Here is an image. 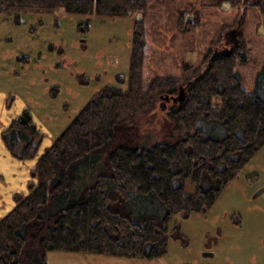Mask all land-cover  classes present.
Wrapping results in <instances>:
<instances>
[{
  "label": "trees",
  "instance_id": "1",
  "mask_svg": "<svg viewBox=\"0 0 264 264\" xmlns=\"http://www.w3.org/2000/svg\"><path fill=\"white\" fill-rule=\"evenodd\" d=\"M148 4L0 0V7H60L121 17ZM184 13L180 26L192 31L197 23L185 20ZM133 32L129 72L117 75L126 87L101 88L48 145L28 108L2 131L12 157L37 161L26 192H15L12 208L0 216V264H48L47 254L54 250L147 260L164 256L169 236L180 235L179 225L171 228L173 218L207 212L264 145V66L248 90L236 68L245 54L212 53L204 72L185 78V99L175 101L176 79L145 83V22L137 21ZM162 95L172 101L164 121L167 135L148 143L139 119L155 116ZM14 100L8 98L5 107L11 109ZM186 184L193 185V193Z\"/></svg>",
  "mask_w": 264,
  "mask_h": 264
},
{
  "label": "rangeland",
  "instance_id": "2",
  "mask_svg": "<svg viewBox=\"0 0 264 264\" xmlns=\"http://www.w3.org/2000/svg\"><path fill=\"white\" fill-rule=\"evenodd\" d=\"M5 6L0 7V125L11 116L7 99L14 98L17 108L32 112L47 145L96 92L108 84L120 85L117 75L128 74L137 21H144L147 31L145 83L155 77L176 79L175 97L186 88L185 78L204 72L217 49L245 54L236 68L248 90L264 66L260 0H149L145 10L128 17ZM182 12L187 13L185 20L194 16L197 27L192 31L180 26ZM231 29L238 30V46L226 39ZM171 103L162 95L155 116L139 119L146 142L166 138L164 121ZM36 161L19 160L27 169ZM187 184L193 193V185ZM176 224L180 235L169 236L167 253L155 259L54 250L47 254L48 264H264V145L207 212L186 218L179 214L171 228Z\"/></svg>",
  "mask_w": 264,
  "mask_h": 264
},
{
  "label": "crops",
  "instance_id": "3",
  "mask_svg": "<svg viewBox=\"0 0 264 264\" xmlns=\"http://www.w3.org/2000/svg\"><path fill=\"white\" fill-rule=\"evenodd\" d=\"M22 107L20 105L17 108V104L14 103L11 109L7 110L11 113V116L8 118V115H5L10 121L6 119L9 122L1 121L0 125V216H3L12 208L14 204L13 194L15 192H26L27 183L32 179L30 172L32 166L27 169L21 165L19 160L13 158L1 137L2 131L10 124L12 119L21 113L24 108Z\"/></svg>",
  "mask_w": 264,
  "mask_h": 264
},
{
  "label": "water",
  "instance_id": "4",
  "mask_svg": "<svg viewBox=\"0 0 264 264\" xmlns=\"http://www.w3.org/2000/svg\"><path fill=\"white\" fill-rule=\"evenodd\" d=\"M226 39L228 41L233 42V44L238 45L239 44V40H238V30L237 29H231L226 34ZM185 97H186V89H185V87L182 86L180 88L179 95L177 97L173 96V99L175 101H178V100L182 101V100L185 99ZM204 254H205V256H211L212 255V253H210V252H206Z\"/></svg>",
  "mask_w": 264,
  "mask_h": 264
},
{
  "label": "flooded vegetation",
  "instance_id": "5",
  "mask_svg": "<svg viewBox=\"0 0 264 264\" xmlns=\"http://www.w3.org/2000/svg\"><path fill=\"white\" fill-rule=\"evenodd\" d=\"M219 50L217 49V50H215V52L214 53H216V52H218Z\"/></svg>",
  "mask_w": 264,
  "mask_h": 264
}]
</instances>
